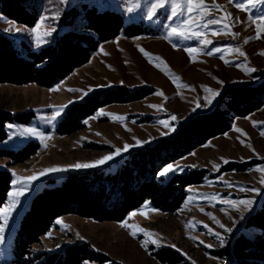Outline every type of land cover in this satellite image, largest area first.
Wrapping results in <instances>:
<instances>
[{
    "label": "rangeland",
    "instance_id": "1",
    "mask_svg": "<svg viewBox=\"0 0 264 264\" xmlns=\"http://www.w3.org/2000/svg\"><path fill=\"white\" fill-rule=\"evenodd\" d=\"M28 2L29 5H35L39 11L36 25L44 19L45 29L55 28V31L51 36H43L41 33L38 38L34 31L36 25L18 23L0 12V33L11 37L14 45L21 51L25 49V42L34 50H39L54 42L58 34L69 30H82L84 5L115 9L124 16L125 25L141 24L148 32L134 37L120 34L101 43L86 64L52 87L35 83L18 85L0 82V109L14 114L34 115L29 123H8L7 125L16 126L11 129L6 125L7 138L0 141V150L19 149L30 141L40 144L38 152L22 163H13L11 159L0 156V169L9 170L13 175L5 204L13 200L14 190L23 186L17 183L18 177L33 176L56 166L68 168L67 171L41 176L32 182L25 195L19 198L20 202L8 221L5 242L0 245V264H14L13 247L10 246L11 252L5 254L2 246L14 241L15 226L30 206L32 197L45 186L62 184L70 171L89 169L68 166L99 160L113 153L116 148L122 149L126 143L136 145L137 139L144 141L142 145L130 148L108 163L94 167L115 172L128 152L168 137L182 122L200 112L212 110L224 89L235 84L257 85L264 81V54H261L264 53V33H261L262 38L257 39V27L254 23L257 17L264 15V2L261 0H256L254 4H248V0H206L212 7L209 18H219L224 12L231 13L232 19L226 22L233 24L231 32L238 34L236 37L226 34L213 36L212 31L221 30V25L201 29L208 33L207 38L212 41L209 45H204L202 40L169 36L171 28L180 25L187 18L186 0H176L181 4L176 16L172 15V0H168L151 19L148 18L150 7L156 0ZM236 3L248 5L247 11L235 7ZM216 4L221 8H215ZM129 8H132V11H129ZM74 13H77L76 16ZM173 44L177 47L174 48ZM188 47L201 49L196 56V62H192L185 51ZM217 47L240 48L246 56L235 52L231 55L224 52L207 54ZM140 48L161 57L171 71L180 77L177 83L182 82L188 87H177V83H173L166 71L161 70L164 65L157 67L150 63ZM221 56H224V59H221ZM225 60L229 63H225ZM250 68H255L256 71H248ZM118 86L127 87L137 98L99 107L84 119L83 128L76 132L68 135L56 132L73 103L85 100L88 95L98 90ZM208 88L219 93L211 103L205 99L211 97V93L206 91ZM160 91H163V96L156 94ZM152 105H162V108H154ZM58 108H62L61 115L55 121H50L52 113ZM101 112L118 114L126 119L120 122ZM173 115L177 118L175 121L170 120ZM161 120L170 121L171 127H164L159 123ZM24 128H35L45 139H41L40 135H21ZM237 128L242 131H236ZM262 132L264 106L246 117L237 119L227 133L210 139L190 154L170 163L178 165L179 168L164 176L166 181L176 173L186 172L188 168L209 171L203 183L187 188V197L177 211H162L155 208L150 200H146L120 221H98L77 214L62 215L55 220L40 241L33 245L30 263H40L36 257H40L42 253L46 256L48 253L64 249L69 244L79 242H87L93 251L106 254L110 258L105 263L85 260L83 264H235L239 260L251 258L249 250L238 253L233 250V246L240 234L264 246L261 232L245 225L247 217L257 209L264 197V171H260L264 168ZM241 165L245 166L244 170L239 169ZM51 176L56 180L48 182ZM227 200L252 203L221 202ZM133 213L136 215L133 216ZM57 220H62L68 227L57 224ZM124 222L155 234L159 243L143 246V242L148 238L139 231L134 237L130 229L122 226ZM0 223H3L2 218ZM162 249L177 252L182 260L177 263L161 261L157 253ZM219 250L225 252L218 255L216 251ZM226 251H230V254Z\"/></svg>",
    "mask_w": 264,
    "mask_h": 264
},
{
    "label": "trees",
    "instance_id": "2",
    "mask_svg": "<svg viewBox=\"0 0 264 264\" xmlns=\"http://www.w3.org/2000/svg\"><path fill=\"white\" fill-rule=\"evenodd\" d=\"M28 1L0 0V12L18 23L35 26L40 14L36 6L29 5ZM83 18L82 30L58 34L54 42L39 50H34L25 42V49L21 51L11 37L0 33V82L52 87L86 64L101 43L120 34L134 37L148 32L141 24L125 25L124 16L112 8L84 5ZM135 98L137 96L125 86L98 90L85 100L73 103L56 132L62 135L76 132L83 128L84 119L99 107ZM263 106L264 81L257 85H232L222 91L212 110L200 112L182 122L170 136L128 152L115 172L103 168L73 170L62 184L45 186L32 197L30 206L15 226L12 262L29 264L33 245L62 215L77 214L98 221H120L146 200L162 211H177L187 197V188L203 183L209 171L188 168L186 172L176 173L166 181L159 174L163 168L210 139L227 133L237 119ZM33 117L32 113L14 114L0 109V141L7 138L8 123H29ZM39 149V143L30 141L19 149H1L0 156L11 159L13 163H22ZM239 169L244 170L245 166L241 165ZM55 180L51 176L47 181ZM12 181V173L0 169V207L6 203ZM245 225L258 229L264 238V197L257 209L247 217ZM233 250L238 253L249 250L251 255V258L235 264H264V246L245 235L237 236ZM224 252L216 251L218 255ZM226 252L230 254V251ZM157 257L163 262L177 263L182 260L177 252L169 249L160 250ZM36 258L40 260L38 264H83L85 260L105 263L110 260L106 254L93 251L87 242L69 244L62 250L46 256L42 253Z\"/></svg>",
    "mask_w": 264,
    "mask_h": 264
},
{
    "label": "snow or ice",
    "instance_id": "3",
    "mask_svg": "<svg viewBox=\"0 0 264 264\" xmlns=\"http://www.w3.org/2000/svg\"><path fill=\"white\" fill-rule=\"evenodd\" d=\"M167 2H168V0H156V2L153 3L150 7L148 18L151 19L152 16L157 12V10L159 8H163ZM255 2H256V0H248V4H254ZM261 2H264V0H261ZM186 3H187V18L185 20H183L180 23V25H178L176 27H172L169 36H177V37L182 38V39L202 40L204 45H209L212 43V41L207 38L208 33L206 31H201V29H208L209 26H212V25H221V30H219V31L213 30L212 31L211 34L213 36H219L221 34H226V35H232L233 37H236L238 35L237 33L231 32V28H232L233 24L226 22V21L232 19L231 13L224 12V14L219 18H209L211 16L212 7H210L206 3V0H186ZM172 4H173L172 15L176 16L177 15V9H181V4L177 3L176 0H172ZM136 6L138 7L139 5H136ZM214 7L217 9L221 8V6L218 4L214 5ZM235 7H237L238 9L247 11L248 5H246L244 3H236ZM128 10L132 11V8H129ZM249 19L251 20L252 17L250 16ZM254 23H256V27H257L256 38L260 39V38H262L261 33H264V15L257 17L256 20L254 21ZM44 25H45V20L41 19L40 22L36 25V27L34 29L38 38L40 37L41 33L43 34V36H51L52 32L55 31V28H52L51 30L45 29ZM247 42L248 41L246 40L245 43H247ZM173 47L176 48L177 46L175 44H173ZM139 50L143 53V55L146 58H148L149 62L155 64V66L160 67V65L163 64L164 68L161 70L166 71V74L170 77V79H172L173 83H177V81H180V77L171 71V69L168 67L167 63L161 57L155 56V55L147 52L143 48H140ZM101 51H103V49H101ZM185 51L188 53L192 62H196V56L201 52V49L188 47V48H185ZM213 52H215V53L224 52L228 55H231V54H233V52H235V53L239 54L240 56H246V53H244L240 48H234L233 49V48L217 47V48L213 49L212 51H209L207 54L212 55ZM105 54H107V53H105ZM261 54H264V53H261ZM221 59H224V56H221ZM225 63H229V61L225 60ZM248 71L254 72V71H256V69L250 68V69H248ZM181 86L188 87V85H185L182 82L177 83V87H181ZM55 90L56 89H53V91H55ZM206 91L211 93V97L205 98L208 100V103H211L212 99L215 96L219 95V93L213 91L210 88L206 89ZM156 94L160 95V96L164 95L163 91L157 92ZM151 107L162 108V105H152ZM61 112H62V108L56 109L52 113V115L50 117V121H55L61 115ZM101 114L109 115L114 120H117L120 122H123L126 119L125 117L120 116L118 114H110V113H104V112H101ZM176 119L177 118L174 115L170 117L171 121H175ZM159 123L162 124L166 128L171 127L170 121H168V120H161V121H159ZM7 127L11 129V128H14L16 126L9 124V125H7ZM236 131L239 132L242 130L237 128ZM20 134L21 135H28V134L40 135L41 139H45V137L42 134L37 133V130L35 128H24ZM97 135H99V133H97ZM261 135H264V132H262ZM143 143H145V142L137 139L136 145H129L126 143L122 149L116 148L113 153H110V154L100 158L99 160L91 161L88 163H77L75 165H70L68 167L69 168H75V169L99 167V166H102V165L108 163L109 161L115 159L117 156L121 155L123 152L129 151L130 148H132L134 146H140ZM242 143H243V141H242ZM225 163H227L226 160H225ZM178 168H179L178 165L174 166L173 164H168L166 167L163 168V170L159 174L161 176H166L169 173L176 171ZM67 170H68V168L56 166V167L44 169L39 174H36L33 176L18 177L17 178V183H21L23 186L14 190V192L12 193L13 200L9 204H5L3 207H0V218H2V220H3V223H0V245L4 244V242H5V231H6V228L8 225V221L11 218L12 213L16 210L17 205L20 202L19 198L25 195V193L31 187L32 182L40 179L41 176L47 175L49 173H57V172H63V171H67ZM260 171H264V168H261ZM213 199H215V197H213ZM221 202L222 203H228V204H236V203L251 204L252 203L251 201L236 202V201H231V200L221 201ZM151 211H155V209H151ZM141 214L146 215V213H141ZM132 215L135 216L136 213H133ZM56 223L61 224L65 228L68 227L67 225L63 224L62 220H57ZM217 223H219V221H217ZM122 226L130 229L131 234L134 237L137 235V231H139L140 233H143L148 238L143 242V246H145V247L149 243H151V244H158L159 243V241L155 238V234H153L151 232H147L143 228H138V226L130 225L127 222H124ZM221 227H224V226L221 225ZM228 231H231V229H228Z\"/></svg>",
    "mask_w": 264,
    "mask_h": 264
}]
</instances>
